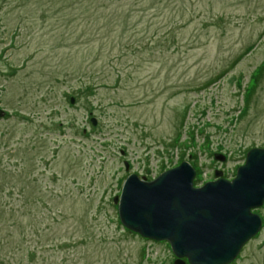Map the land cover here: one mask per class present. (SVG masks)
<instances>
[{
    "label": "rangeland",
    "instance_id": "1",
    "mask_svg": "<svg viewBox=\"0 0 264 264\" xmlns=\"http://www.w3.org/2000/svg\"><path fill=\"white\" fill-rule=\"evenodd\" d=\"M0 107V264H171L113 198L264 148V0H0ZM255 212L232 264H264Z\"/></svg>",
    "mask_w": 264,
    "mask_h": 264
},
{
    "label": "water",
    "instance_id": "2",
    "mask_svg": "<svg viewBox=\"0 0 264 264\" xmlns=\"http://www.w3.org/2000/svg\"><path fill=\"white\" fill-rule=\"evenodd\" d=\"M193 176L187 161L150 180L127 175L113 198L118 220L142 238L168 243L176 261L185 257L190 264H226L261 225L251 209L264 201V148L248 149L230 179L215 171L214 180L193 186Z\"/></svg>",
    "mask_w": 264,
    "mask_h": 264
},
{
    "label": "flooded vegetation",
    "instance_id": "3",
    "mask_svg": "<svg viewBox=\"0 0 264 264\" xmlns=\"http://www.w3.org/2000/svg\"><path fill=\"white\" fill-rule=\"evenodd\" d=\"M264 202V201H263ZM257 208H255V209H252L251 211L252 212H255V210H256ZM256 213V212H255ZM261 227H262V221H261V225H260V228H259V230H258V232L255 234V235H253L252 237H250L241 247H240V249H239V251H238V253L236 254V256L230 261V262H228V263H226V264H232V263H234L239 257H240V253H241V251H242V249H243V247L250 241V240H252L253 239V237H255L256 235H258L259 234V232L261 231ZM170 256H171V264H190L187 260H186V258L185 257H182V258H180V260H177L176 261V257L172 254V253H170Z\"/></svg>",
    "mask_w": 264,
    "mask_h": 264
}]
</instances>
